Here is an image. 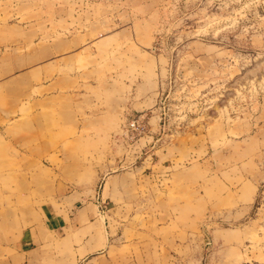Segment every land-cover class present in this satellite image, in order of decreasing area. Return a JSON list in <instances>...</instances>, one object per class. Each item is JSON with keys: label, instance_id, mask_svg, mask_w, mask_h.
<instances>
[{"label": "rangeland", "instance_id": "374dc122", "mask_svg": "<svg viewBox=\"0 0 264 264\" xmlns=\"http://www.w3.org/2000/svg\"><path fill=\"white\" fill-rule=\"evenodd\" d=\"M37 9L36 39L16 46L35 57L21 60L33 74H0V243L91 200L124 234L170 221L206 247L239 244L227 246L230 264L264 263V0H38ZM93 46L96 86L46 98L48 58Z\"/></svg>", "mask_w": 264, "mask_h": 264}, {"label": "crops", "instance_id": "0c3cea01", "mask_svg": "<svg viewBox=\"0 0 264 264\" xmlns=\"http://www.w3.org/2000/svg\"><path fill=\"white\" fill-rule=\"evenodd\" d=\"M53 5H56L53 10L62 12L61 16L55 15V19L69 22L64 13L67 7ZM37 6L38 0H0V74H33L35 63L21 60L35 57L30 53L23 56L16 50V46L31 41L32 35L35 37L33 40L36 39ZM82 22L78 21L84 25L85 21ZM85 31L83 26L74 36L81 37ZM57 33L70 37L67 31L58 30L53 34ZM90 41L92 39L86 40V43ZM7 45L12 49L6 53L4 48ZM95 54L93 46L91 52L75 51L50 56L47 67L53 63L56 69L53 74L58 76L59 81L54 84L56 76L45 81V97L53 98L73 89L82 94L86 90L82 85L96 86L98 80L94 71L97 64L91 57ZM123 70L125 69H117L116 76H121ZM79 75L89 78L84 82ZM73 78L79 87L71 88L64 83V79ZM120 83L127 85L129 79H120ZM36 85L37 83L35 87ZM107 199L102 194L98 202L105 203ZM101 206L103 205L90 200L73 208L68 202L57 211L50 212L45 228L30 227L14 241L0 243V264H230V250L227 246H240L236 242H224V239L216 242L212 238L211 242H207L211 247H206L197 243V231L182 232V228L176 229L174 223L169 224L170 221L165 226L159 221L157 228H154L155 232L149 226L140 234L127 235L121 228L114 226L113 218L104 215Z\"/></svg>", "mask_w": 264, "mask_h": 264}, {"label": "built area", "instance_id": "2783aa9c", "mask_svg": "<svg viewBox=\"0 0 264 264\" xmlns=\"http://www.w3.org/2000/svg\"><path fill=\"white\" fill-rule=\"evenodd\" d=\"M138 121H133L132 124L134 125L135 123H137ZM242 264H264V263H252V262H246V263H242Z\"/></svg>", "mask_w": 264, "mask_h": 264}]
</instances>
